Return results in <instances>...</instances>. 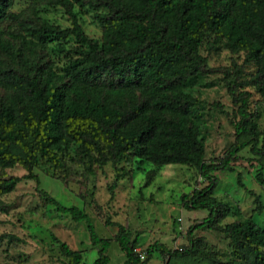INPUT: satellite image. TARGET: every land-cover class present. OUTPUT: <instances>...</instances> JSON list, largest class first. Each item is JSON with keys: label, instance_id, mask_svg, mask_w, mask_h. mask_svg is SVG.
Here are the masks:
<instances>
[{"label": "trees", "instance_id": "trees-1", "mask_svg": "<svg viewBox=\"0 0 264 264\" xmlns=\"http://www.w3.org/2000/svg\"><path fill=\"white\" fill-rule=\"evenodd\" d=\"M39 1L43 7H59L68 27L41 17L28 22L23 12L8 14L12 0H0V24L12 21L21 32L12 40L0 32V88L9 93L0 100V197L19 181L2 177L15 166L36 184L31 171L41 167L47 175L67 181L77 168L87 175L93 165L135 161L150 168L146 182L166 165L194 167L206 185L183 195L181 206L207 215L187 229L190 247L169 252L154 242L140 259L135 251L139 241L130 240L127 230L117 225L113 242L124 256L121 264H147L153 253L190 255L191 235L199 228L226 233L233 255L241 261L235 264H264L259 252L264 250V230L251 219L217 227L231 212L214 198L216 179L211 175L230 171V160L250 143L251 153L264 160V131H255L246 100L236 99L229 90L239 103L235 135L248 140L237 143L217 164H205L197 99L205 86L203 47L241 56L255 69L252 83L264 91V0H97L92 20L100 29L99 39L86 37L80 26L74 6L84 7L83 0ZM49 46L51 53L64 58L58 69L45 51ZM31 47L39 51L31 52ZM257 136L258 149L253 141ZM262 169L256 170L255 181L264 190ZM40 194L44 204L85 224L90 245L97 247L93 264H108L110 241L96 235L88 217ZM53 241L63 264H82L80 252ZM242 248L248 251L241 253Z\"/></svg>", "mask_w": 264, "mask_h": 264}, {"label": "rangeland", "instance_id": "rangeland-1", "mask_svg": "<svg viewBox=\"0 0 264 264\" xmlns=\"http://www.w3.org/2000/svg\"><path fill=\"white\" fill-rule=\"evenodd\" d=\"M96 1L83 0L84 7L80 9L74 6L84 35L91 39L100 38V29L92 20V13L98 9ZM39 3V0H12L8 14L23 12L28 22L41 17L60 28L68 27L67 16L59 7H43ZM0 32L8 40L21 34L18 25L7 20L0 24ZM37 50L30 49L31 52ZM45 51L54 68H60L63 56L51 53L50 46ZM200 54L206 59L202 80L205 86L197 94L203 122L201 131L205 133L203 162L217 164L237 143L248 140V136L235 135L239 103L234 100L240 97L246 100L248 121L257 133L264 131V91H258L252 83L255 69L241 56L226 49L207 51L206 47L201 48ZM229 90L234 92L236 99L231 97ZM8 97L9 93L0 88V100ZM260 140V136L254 137L256 149ZM252 144L234 155L229 162L230 171L211 174L216 179L214 198L231 212L217 223L218 228L251 219L264 230V190L255 181L256 170L262 169L264 160L251 153ZM77 169L75 175L64 181L47 175L44 167L33 168L31 173L37 184L27 178V173L19 166L2 172L3 178L16 177L19 181L10 193L0 197V264H63L65 260L53 240L80 252L82 264H93L97 257V247L90 245L85 224L74 222L68 215L44 204L40 191L59 205L76 207L88 217L96 235L110 241L108 264H121L124 259L113 242L117 225L127 230L130 240L139 241L136 249L141 254L154 242L169 252L178 248L183 251L190 247L187 229L201 223L207 215L205 211H190L181 206L183 195L206 185L194 167L166 165L158 168L149 182H146V172L150 168L138 166L135 161L93 165L87 175ZM191 237L190 255L153 253L147 264L241 262L233 255L228 237L221 229H195ZM247 251L241 249V253ZM259 252L264 255L263 249Z\"/></svg>", "mask_w": 264, "mask_h": 264}, {"label": "built area", "instance_id": "built-area-1", "mask_svg": "<svg viewBox=\"0 0 264 264\" xmlns=\"http://www.w3.org/2000/svg\"><path fill=\"white\" fill-rule=\"evenodd\" d=\"M176 250H177V251H180V248H178V249H176ZM135 251H136V253H138L139 258L142 259V257H143V253L141 254V253L137 252V249H136Z\"/></svg>", "mask_w": 264, "mask_h": 264}]
</instances>
